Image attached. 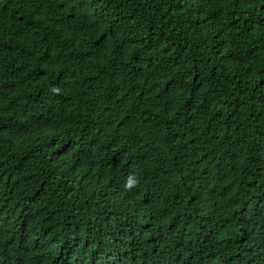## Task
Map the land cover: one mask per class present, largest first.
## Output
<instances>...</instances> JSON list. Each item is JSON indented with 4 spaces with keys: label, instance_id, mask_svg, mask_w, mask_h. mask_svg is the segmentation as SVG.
<instances>
[{
    "label": "trees",
    "instance_id": "obj_1",
    "mask_svg": "<svg viewBox=\"0 0 264 264\" xmlns=\"http://www.w3.org/2000/svg\"><path fill=\"white\" fill-rule=\"evenodd\" d=\"M0 264H264V0H0Z\"/></svg>",
    "mask_w": 264,
    "mask_h": 264
},
{
    "label": "clouds",
    "instance_id": "obj_2",
    "mask_svg": "<svg viewBox=\"0 0 264 264\" xmlns=\"http://www.w3.org/2000/svg\"><path fill=\"white\" fill-rule=\"evenodd\" d=\"M134 184H135V181L131 177H129L126 187L131 188Z\"/></svg>",
    "mask_w": 264,
    "mask_h": 264
}]
</instances>
